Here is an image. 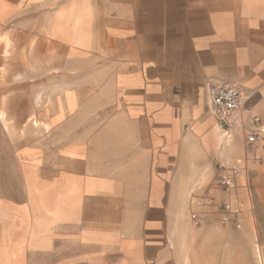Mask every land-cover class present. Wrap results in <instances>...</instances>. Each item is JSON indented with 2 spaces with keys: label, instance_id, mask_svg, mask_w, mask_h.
I'll use <instances>...</instances> for the list:
<instances>
[{
  "label": "crops",
  "instance_id": "obj_1",
  "mask_svg": "<svg viewBox=\"0 0 264 264\" xmlns=\"http://www.w3.org/2000/svg\"><path fill=\"white\" fill-rule=\"evenodd\" d=\"M9 20L10 34L54 51L37 98L54 104L39 113L44 135L17 154L22 198L0 199V264H178V236L191 261L196 229L201 262L211 245L215 264L255 260L264 0H0ZM221 83L249 98L230 140L209 103ZM260 132L253 197L245 177L219 189L221 167L250 158Z\"/></svg>",
  "mask_w": 264,
  "mask_h": 264
},
{
  "label": "rangeland",
  "instance_id": "obj_2",
  "mask_svg": "<svg viewBox=\"0 0 264 264\" xmlns=\"http://www.w3.org/2000/svg\"><path fill=\"white\" fill-rule=\"evenodd\" d=\"M37 49L38 38H31L29 41V38L24 39L21 35L10 34V20L0 24V199L20 200L22 198V165L17 159V154L23 147L37 144L39 137L44 135L39 129L41 124L39 113L46 107H53L54 104L50 100L38 101L37 98L40 89L45 88L43 84H40V79L44 76L41 71L44 72V70H41L39 65L49 66L55 59V53L49 51L46 55H42ZM52 70L47 69L48 72L50 71L48 79L52 76ZM47 88V92H50L49 85ZM52 135L48 133L46 137H52ZM210 176L208 174V177ZM213 176L214 174L210 179ZM248 188L252 196L253 186L250 180H248ZM256 215L260 226L255 229L259 239L256 243V258L249 261L240 258L239 264H264V246L261 242L264 240V213L256 209ZM242 227L241 224L238 228L236 227L238 237L246 236V231L241 230ZM194 231L195 236L190 235L192 232L189 233L193 236L191 261L183 255L182 236L177 238L178 264H215V245H205L208 248L206 261L201 262L198 259L199 247L205 242V235H202L199 229ZM198 240L201 241L200 244L197 243ZM261 258L262 261H260Z\"/></svg>",
  "mask_w": 264,
  "mask_h": 264
},
{
  "label": "built area",
  "instance_id": "obj_3",
  "mask_svg": "<svg viewBox=\"0 0 264 264\" xmlns=\"http://www.w3.org/2000/svg\"><path fill=\"white\" fill-rule=\"evenodd\" d=\"M208 95L211 111L218 121V127L224 132L226 139L230 140L249 98L235 85L230 83L210 86ZM261 133L251 134L247 138V152L250 158L245 161H239L232 168L221 167V176L217 181V187L219 189L231 190L236 188L239 178H247V163L250 162L253 165L260 164L262 159L257 154L256 149L261 140ZM247 179L246 181L249 180ZM190 204H193V198L190 200ZM191 220L196 227H200L201 220L196 212H191Z\"/></svg>",
  "mask_w": 264,
  "mask_h": 264
},
{
  "label": "bare ground",
  "instance_id": "obj_4",
  "mask_svg": "<svg viewBox=\"0 0 264 264\" xmlns=\"http://www.w3.org/2000/svg\"><path fill=\"white\" fill-rule=\"evenodd\" d=\"M260 261H262V258H261V260Z\"/></svg>",
  "mask_w": 264,
  "mask_h": 264
}]
</instances>
